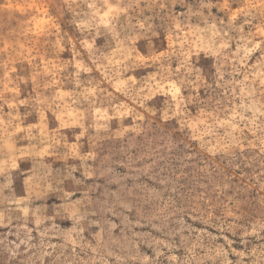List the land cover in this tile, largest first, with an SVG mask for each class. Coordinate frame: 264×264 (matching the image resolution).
<instances>
[{
	"label": "rangeland",
	"instance_id": "1",
	"mask_svg": "<svg viewBox=\"0 0 264 264\" xmlns=\"http://www.w3.org/2000/svg\"><path fill=\"white\" fill-rule=\"evenodd\" d=\"M0 264H264V0H0Z\"/></svg>",
	"mask_w": 264,
	"mask_h": 264
}]
</instances>
